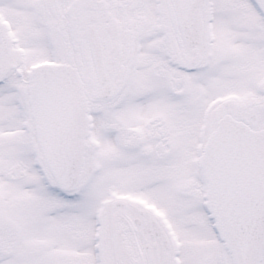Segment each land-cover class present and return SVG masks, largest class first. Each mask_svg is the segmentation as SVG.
<instances>
[{"label": "snow or ice", "instance_id": "snow-or-ice-1", "mask_svg": "<svg viewBox=\"0 0 264 264\" xmlns=\"http://www.w3.org/2000/svg\"><path fill=\"white\" fill-rule=\"evenodd\" d=\"M0 264H264V0H0Z\"/></svg>", "mask_w": 264, "mask_h": 264}]
</instances>
